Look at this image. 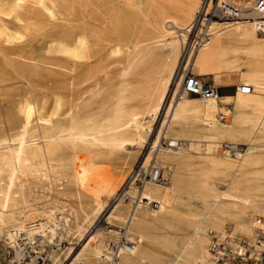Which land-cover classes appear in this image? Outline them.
<instances>
[{
  "label": "bare ground",
  "instance_id": "1",
  "mask_svg": "<svg viewBox=\"0 0 264 264\" xmlns=\"http://www.w3.org/2000/svg\"><path fill=\"white\" fill-rule=\"evenodd\" d=\"M90 1L103 14L99 18L93 10L88 13L83 4L79 17L84 22L90 16L92 24H83L60 51L82 62L104 52L118 59L119 66L114 72L101 66L86 89L69 101L57 98L50 108L36 97L25 100L16 132L0 135V234L6 244L19 259L24 247L18 240L28 239L22 244L32 247L46 237L53 243L57 234L87 239L69 264H104L111 253L109 242L116 243L120 235L124 241L116 244L114 264H205L214 238L228 237L232 247L240 240L256 247V228H264V18L248 12L241 19L195 24L200 0H153L171 9L163 14L158 10L152 28L160 35L156 38L151 29L132 34L127 11L144 15L141 0ZM250 1L243 0V7ZM167 37V43L159 39ZM191 39L196 51L186 66L196 75H237L239 85L228 98L203 100L176 91L162 131L141 165L162 169L167 183L146 180L138 187L129 179L104 226L89 232L106 210V200L115 198L125 183L123 176L127 180L138 162L122 153L150 140L179 48ZM241 85L249 86V92H240ZM218 113L227 116L225 123L218 121ZM218 148L226 152L218 153ZM44 181L51 184L50 205L29 207L38 182ZM95 184L101 186L86 188ZM73 252L69 249L64 259ZM56 256L50 255L53 264Z\"/></svg>",
  "mask_w": 264,
  "mask_h": 264
},
{
  "label": "rangeland",
  "instance_id": "2",
  "mask_svg": "<svg viewBox=\"0 0 264 264\" xmlns=\"http://www.w3.org/2000/svg\"><path fill=\"white\" fill-rule=\"evenodd\" d=\"M15 1L7 0L6 2V0H0V13H1L0 14L1 16L0 17V34H2L0 35V135H8V136L14 134L17 130V127L20 123L19 107L25 100L35 99L36 97L35 100H37L41 105H44L47 108H50L54 104L57 98H61L64 101H69L71 100V97L74 98L76 95H78L79 92L82 91V89H86L89 86V81H88L89 78L97 70H99L101 66H104L105 68H108L109 71H113V72L116 71L119 66L118 59H113L111 57H108L107 54L104 52L98 53L95 57H89L85 59L84 62H82V60H79L77 58L67 56L65 54L63 55V53L60 51L61 44L72 40L71 38H74V36L78 33L79 29L81 28L83 24L87 28H90L89 25L92 24L90 16L87 15L84 22L79 17V10L83 4H85V9L88 13L91 12V10H93L92 15L99 17V18L103 14L102 11L97 10L94 7H92L90 0H87L88 2L86 0H65V1L63 0H20V1H17L15 0ZM141 1H142V6H143V11H145L144 15H140L132 11H127L128 12L127 16H129V18L132 20V22L130 23V26L132 27V34H137L138 32L144 33V34L145 32L150 33V29H151V31L154 33L153 34L151 32V34H153L154 37L158 38L160 37V35L158 36V34H155L154 30L152 29L155 23L154 20L155 18L158 17L157 15L160 16V14L162 13V10H164L163 11L164 13H168V12H171V9L168 10L167 7L157 6L156 4H154L153 0H150V1L141 0ZM143 4H146V6ZM200 5H201V0L199 2V7ZM13 7L14 9L11 10ZM29 7L31 8L30 10L28 9ZM5 10L6 12H8V10H11V12L9 11L6 14ZM72 10L74 11L73 12L74 14L72 13ZM158 10H160L161 13ZM196 13H195V16H196ZM27 14L29 17L27 16ZM32 15L36 19L32 18ZM22 16H25V17L27 16V17L25 18ZM37 16H39V18ZM195 16H194V19H195ZM20 18H23V19H20ZM72 18H75V19L77 18V20L72 19ZM25 19L26 20L29 19V21L31 20L32 23L35 25H31V23H29L28 21L26 22ZM138 19H141V20H138ZM146 19L149 20V22ZM137 22L139 25L137 24ZM37 23H39L40 27L38 26ZM40 23H42L43 26ZM71 23L73 25L77 24L78 27L76 25L73 26ZM36 24L38 28L35 27ZM102 26H100V28L103 29L105 26L104 25ZM53 27L56 28L57 30L54 29ZM166 27L169 28L168 23L166 24ZM11 29H14V30L12 31ZM15 29L17 30V32H15L16 31ZM25 29L26 31H24ZM147 29L148 31H146ZM7 30L10 31V34L13 37L10 36L9 31ZM72 30H75V31H72ZM23 33L25 34V37ZM53 33H54V36H53ZM47 34H50V35L48 36ZM180 36H181V33L178 32V33H175L174 38L179 39ZM61 37H64V38H61ZM26 39L27 41L25 42ZM57 39H60V40H57ZM61 39H65V40H61ZM159 39H161L162 43H165V42L167 43V40H169V37L159 38ZM10 43L14 45L12 46L10 45ZM191 43H192V39L189 40L188 44H184V45L181 44L179 48L178 55H177V66H176L173 78L171 80L170 86L167 90L166 99L164 101L161 111L155 115L152 121L153 132L150 137V140L147 143L140 144L138 147L136 146L127 147V150L122 153V157L132 158L133 162L138 158V162L136 163V165H139L140 163L142 165L147 154L150 151H152L153 149L152 142L156 141V139L158 138V136L160 135L162 131L164 121L167 119L168 105L173 102V99L176 96L175 95L176 91L177 92L181 91V85H182V80H183L184 75L186 73H193L196 75L195 71L192 70V67L190 65L186 66L187 61L192 60L193 55L196 51V46L194 45L191 46ZM8 48L10 49V51H8L9 50ZM11 51H14V52H11ZM18 51L20 52L18 53ZM156 52L157 54L161 53L160 50ZM47 59H50V60H47ZM76 63L78 64V66ZM89 63H90V66H89ZM83 64L86 66H83ZM66 66H68L69 68ZM85 67L87 71L85 70ZM61 76H63V78H61ZM235 76L238 79V76L237 75ZM235 76L230 77L228 82L233 81L236 87L237 80ZM29 85H30V89H29ZM34 85H36V87ZM67 85H68V88H67ZM59 91H62V92H59ZM219 92L220 90H218V93ZM25 94L26 96H24ZM217 152L225 153L226 151L218 148ZM139 153H140V156H138ZM134 165H132V167H134ZM123 181L125 183H123V185L121 183L122 187L118 190L117 194L115 195V198L113 197L114 196L113 195V196H110L106 200L108 201L107 202L108 206L106 210L101 214V216L96 221L97 223H95L96 225L89 232H91L92 230H97L96 228H100L104 226V218L109 214L113 206L116 204V201H115L116 198L120 195V193L122 195L123 190H125L128 187L127 186L128 179L126 180V176H123ZM99 186L101 185H98V184H95L94 186L87 185L86 188L89 190H92L93 188H96V187L99 188ZM50 187H51V184H49L48 182H45V181L38 182L37 193L33 195L32 200L29 201V207H41L42 208V207L49 206L50 202L52 201V195H51L52 191L50 190ZM18 206L21 207L22 205L18 204ZM18 211H20V209L14 210V212L16 213H18ZM228 226L229 225H227V228ZM112 228L117 230L116 227H112ZM121 230L123 231V229ZM85 241H78V239L74 235L67 234V235H64V237H59V235L57 234L54 238L53 243L49 244L48 239L46 237L43 240L40 239L39 241L33 243L31 245L32 247H30L28 244L27 245L22 244L24 242L29 243L28 239H25L23 241L18 240V242H20L21 244V247H24L22 249V254L24 253V255H22L19 259H17L15 257L14 250L6 244V240H4V237L0 234V264H33V259H32L33 255L45 256L46 259L42 264H49V263L53 264L49 260L50 255L52 253L57 255L56 256L57 261L55 264H69V262L73 259V257L82 248ZM71 248L74 252L72 253L70 257H68L65 260L64 259L65 255L68 252V250Z\"/></svg>",
  "mask_w": 264,
  "mask_h": 264
},
{
  "label": "built area",
  "instance_id": "3",
  "mask_svg": "<svg viewBox=\"0 0 264 264\" xmlns=\"http://www.w3.org/2000/svg\"><path fill=\"white\" fill-rule=\"evenodd\" d=\"M243 0H201V7L195 18V24L210 20H235L245 18L244 13L251 12L258 19L264 18V0H251L248 7H243ZM236 88V87H235ZM181 90L187 95H195L203 100L215 98L217 94V85L209 75H194L186 73L182 80ZM250 87L240 86V92L248 93ZM217 119L220 123H225L227 116L218 113ZM176 143V142H175ZM173 146H176L174 144ZM128 180H132L137 186L144 181L151 180L161 184H166L168 177L158 168H143L141 163L134 165L128 175ZM154 205L153 203L151 204ZM122 231V230H120ZM124 241L123 236H119L116 243L110 242L111 253L104 264H114L117 259L116 244ZM256 247L247 245L246 241L236 242L231 246L228 237L216 241L212 239L208 251L210 253L205 264H264V228H256ZM29 256V255H27ZM33 264H42L45 256L33 255Z\"/></svg>",
  "mask_w": 264,
  "mask_h": 264
},
{
  "label": "crops",
  "instance_id": "4",
  "mask_svg": "<svg viewBox=\"0 0 264 264\" xmlns=\"http://www.w3.org/2000/svg\"><path fill=\"white\" fill-rule=\"evenodd\" d=\"M202 75H212V74H202ZM232 76H235V75H229L227 73H217L215 76H213L215 78V80L217 81V83H218L216 85H217V94L219 95V97L228 98V97H232L233 96L237 86L239 85V81H238L237 77L235 76L236 80H237V86L235 88V85H234L233 81L228 82L229 78L232 77ZM218 90H220L219 93H218Z\"/></svg>",
  "mask_w": 264,
  "mask_h": 264
},
{
  "label": "trees",
  "instance_id": "5",
  "mask_svg": "<svg viewBox=\"0 0 264 264\" xmlns=\"http://www.w3.org/2000/svg\"><path fill=\"white\" fill-rule=\"evenodd\" d=\"M191 97H195V95H190Z\"/></svg>",
  "mask_w": 264,
  "mask_h": 264
}]
</instances>
